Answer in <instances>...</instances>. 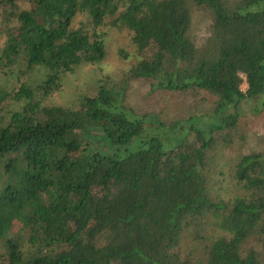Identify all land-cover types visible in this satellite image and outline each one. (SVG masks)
<instances>
[{
	"label": "trees",
	"instance_id": "1",
	"mask_svg": "<svg viewBox=\"0 0 264 264\" xmlns=\"http://www.w3.org/2000/svg\"><path fill=\"white\" fill-rule=\"evenodd\" d=\"M28 2L19 10L16 0H0L17 23L0 48V74L44 69L43 97L59 90L61 74L104 59L101 35L72 27L86 13L95 27L111 18L131 32L138 61L129 81L215 100L205 120L166 124L128 107L126 84L100 86L74 109L41 106L26 85L13 93L0 86V260L264 264L245 247L250 238L264 243V151L224 163L228 172L217 163L242 144L243 104L264 99V0ZM195 10L210 22L201 45L189 34ZM7 100L25 104L5 120ZM228 178L241 195L217 192ZM15 227L26 232V248L10 236ZM185 240L205 244L204 253L182 255Z\"/></svg>",
	"mask_w": 264,
	"mask_h": 264
},
{
	"label": "rangeland",
	"instance_id": "2",
	"mask_svg": "<svg viewBox=\"0 0 264 264\" xmlns=\"http://www.w3.org/2000/svg\"><path fill=\"white\" fill-rule=\"evenodd\" d=\"M19 10H28V0H16ZM13 12L0 4V48L6 43L7 33L16 29L17 23ZM111 18H105L102 25L93 26L90 16L86 13H78L72 22L73 28H83L88 33L95 31L103 38L105 45V57L102 61L93 64H81L75 67L72 73H64L59 76L60 88L47 96H42L37 87L46 78V71L36 68L31 71L13 67L8 70V75L0 74V86L10 93L17 92L26 85L34 92V102L46 107H63L74 109L84 96H93L100 86L118 88L126 84L125 103L138 114H155L161 122L166 124L175 122H194L195 118H204L215 100L205 92L194 94L184 92H171L165 90H153L151 80H128V72L137 63L136 48L132 43V34L125 28L113 27ZM190 37L196 45H201L206 39L209 27V17L202 11L195 10L192 16ZM246 91L245 82L241 85ZM39 101V102H38ZM25 103L7 100L1 110L5 120H8L15 111H20ZM258 111V113H257ZM243 117L240 120V134L243 136L242 144L224 150V154L218 157L217 163L228 172V166L238 156L250 151H264V99L247 101L243 104ZM194 118V119H193ZM219 179H222L219 176ZM217 192L225 199H232L243 192L228 178L216 187ZM11 237L23 242L27 247V234L20 227H15L10 233ZM209 235H221L218 231ZM257 240V241H256ZM259 239L250 238L245 247L254 248L264 255V243ZM205 244H198L185 240L182 245V255L199 257L204 253ZM1 264H6L0 260Z\"/></svg>",
	"mask_w": 264,
	"mask_h": 264
}]
</instances>
